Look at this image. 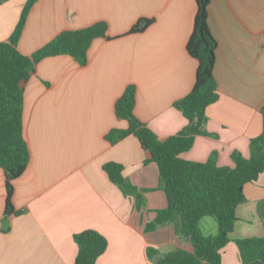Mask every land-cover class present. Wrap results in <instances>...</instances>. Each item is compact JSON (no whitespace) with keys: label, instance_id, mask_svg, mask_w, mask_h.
Masks as SVG:
<instances>
[{"label":"crops","instance_id":"obj_1","mask_svg":"<svg viewBox=\"0 0 264 264\" xmlns=\"http://www.w3.org/2000/svg\"><path fill=\"white\" fill-rule=\"evenodd\" d=\"M27 0L0 2V42L17 25ZM196 12L194 0H37L17 42L30 56L64 31L103 22L107 39H95L87 62L68 55L37 63L21 84L24 136L29 149L25 171L12 182L16 214L5 216V176L0 169V264H74V235L93 230L107 240L96 264H156L148 248L160 254L192 252L191 243L173 224L145 232L155 212L166 207L158 169L133 135L115 143L111 130H125L114 105L128 86L135 87L134 116L160 140L187 124L174 103L195 82L197 61L186 49ZM207 22L217 42L214 78L218 99L206 108L205 135L179 155L220 167H233V152L250 157V140L262 131L264 104V0H209ZM140 20L151 24L129 33ZM122 166L123 178L144 199H135L113 184L103 167ZM245 201L236 209L221 264H241L236 240L264 233L259 207L264 200V171L243 187ZM206 235L216 233L208 217Z\"/></svg>","mask_w":264,"mask_h":264},{"label":"trees","instance_id":"obj_2","mask_svg":"<svg viewBox=\"0 0 264 264\" xmlns=\"http://www.w3.org/2000/svg\"><path fill=\"white\" fill-rule=\"evenodd\" d=\"M4 1V0H0ZM37 0H27L17 25L6 42H0V169L5 176V216L16 214L11 204L12 182L25 171L29 163V149L23 126V89L34 73L37 63L49 57L68 55L80 65L87 62V51L95 39H107V25L103 22L87 28L64 31L30 56L17 50L27 15ZM196 12L186 49L197 61L195 82L189 93L174 103L186 119V126L177 134L160 140L133 114L135 87L128 86L114 105L115 116L127 122L125 130H111L105 138L115 143L129 135L138 139L158 169L159 188L166 197V207L157 210L153 221L144 225L145 232L173 224L175 233L187 239L192 252L173 249L160 254L148 248L147 256L156 257V264H221V250L233 232L237 207L245 201L243 187L256 181L264 171V104L261 108V134L250 140V157L233 152V167H220L212 155L206 162H190L179 158L188 151L198 135H205L206 108L217 101V83L213 70L217 42L207 22L209 0H194ZM150 20L138 21L129 33L144 31ZM109 180L125 195L134 197L135 208H144L140 192L122 176V166L108 163L103 167ZM264 228V200L259 207ZM216 223V233L206 235L201 230L204 218ZM77 255L74 264H96L105 252L107 240L98 232L85 230L75 234ZM241 264H264V233L261 237L236 240Z\"/></svg>","mask_w":264,"mask_h":264},{"label":"rangeland","instance_id":"obj_3","mask_svg":"<svg viewBox=\"0 0 264 264\" xmlns=\"http://www.w3.org/2000/svg\"><path fill=\"white\" fill-rule=\"evenodd\" d=\"M209 218V217H208ZM209 219H212V218H209ZM213 220V219H212ZM201 230L202 231H204V232H207L206 230H205V228L201 225Z\"/></svg>","mask_w":264,"mask_h":264}]
</instances>
